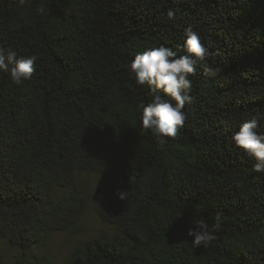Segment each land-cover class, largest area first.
Segmentation results:
<instances>
[{
	"label": "trees",
	"instance_id": "obj_1",
	"mask_svg": "<svg viewBox=\"0 0 264 264\" xmlns=\"http://www.w3.org/2000/svg\"><path fill=\"white\" fill-rule=\"evenodd\" d=\"M189 25L219 71L190 76L184 124L160 143L142 127L152 96L129 65L150 47L183 54ZM0 46L37 56L20 86L0 73L7 264H57L39 252L57 234L80 237L90 205L110 231L63 264H264V173L231 142L264 117V0H0ZM84 175L97 181L92 195ZM201 219L215 238L193 247L187 231Z\"/></svg>",
	"mask_w": 264,
	"mask_h": 264
},
{
	"label": "clouds",
	"instance_id": "obj_2",
	"mask_svg": "<svg viewBox=\"0 0 264 264\" xmlns=\"http://www.w3.org/2000/svg\"><path fill=\"white\" fill-rule=\"evenodd\" d=\"M19 3L23 6L25 0H19ZM37 11L43 14L45 10L40 7ZM175 15V10L169 8L168 19L174 20ZM178 47L183 54L164 45L147 48L138 52L129 65L135 83L147 86L152 96L149 103L140 106L142 127L150 130L160 143H166V138L177 137L184 124L186 117L183 109L193 101L190 76L200 66L209 75L219 71L205 63L208 50L202 43L199 32L191 25L184 29L183 44ZM36 64V55L18 57L13 49L0 46V73L7 74L13 84L20 86L30 80L36 71ZM261 118L264 117L257 113L242 122L231 135L232 144L254 161L252 170L256 173H264V132L260 131ZM116 195L119 200L125 201L128 192L120 191ZM215 219L219 222V214ZM187 235L192 238L193 247L207 246L215 238L202 219L195 222L194 228L188 229Z\"/></svg>",
	"mask_w": 264,
	"mask_h": 264
},
{
	"label": "rangeland",
	"instance_id": "obj_3",
	"mask_svg": "<svg viewBox=\"0 0 264 264\" xmlns=\"http://www.w3.org/2000/svg\"><path fill=\"white\" fill-rule=\"evenodd\" d=\"M79 182L89 194H93L97 184L94 177L80 176ZM82 224L85 231L80 237L71 238L67 234H57L50 239L49 248L45 252H39V254L43 257L47 255L57 264H63L76 244L81 241H89L100 233L110 231L109 228L102 225L91 205L84 213ZM15 255L16 251L6 241L0 240V264L9 263Z\"/></svg>",
	"mask_w": 264,
	"mask_h": 264
}]
</instances>
